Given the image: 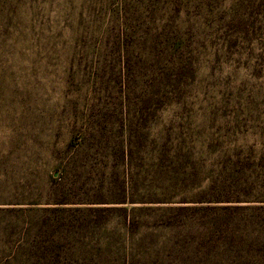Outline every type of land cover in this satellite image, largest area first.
Listing matches in <instances>:
<instances>
[{"label": "rangeland", "instance_id": "rangeland-1", "mask_svg": "<svg viewBox=\"0 0 264 264\" xmlns=\"http://www.w3.org/2000/svg\"><path fill=\"white\" fill-rule=\"evenodd\" d=\"M186 10L140 120V0H0V264H264V0Z\"/></svg>", "mask_w": 264, "mask_h": 264}, {"label": "trees", "instance_id": "trees-1", "mask_svg": "<svg viewBox=\"0 0 264 264\" xmlns=\"http://www.w3.org/2000/svg\"><path fill=\"white\" fill-rule=\"evenodd\" d=\"M188 1L140 0V12L136 15L132 13L126 14L125 17L123 16V21L120 20V17L118 18L119 15L114 11L117 15L113 16V25H140V28H136V30L127 27L130 36L135 37L134 41L130 42L129 40V43L121 42L119 44L117 42L116 45H113V48H117L121 52L123 69L125 70V67L128 70L131 69V73L133 74L134 69L137 72L139 66L143 68L147 62L152 61L158 68L156 83L144 87L143 92L140 93V115H132V119L140 117L141 120L151 114V111H147L150 105L155 101L162 102L163 98H168V85L174 76L172 74L176 71L181 73L180 68L182 65L180 64L183 62L186 44L183 39V30L179 25H188V22L182 18L184 14L183 10L187 12L185 15L190 21V12L186 10ZM126 13H129V11L126 10ZM89 33V29H82L81 37L85 39L82 44L84 50H89L90 47L86 41V37H94V35H90ZM182 76L178 74L177 77L181 78ZM127 84L128 88H130L128 81ZM106 116V111L102 114L99 112L95 115L92 122L99 121ZM126 117L131 118L127 109ZM126 200L127 198L123 202ZM154 200L166 202L165 200L167 199L156 198ZM134 201L132 199V202ZM178 209L188 210L190 207L183 205Z\"/></svg>", "mask_w": 264, "mask_h": 264}]
</instances>
